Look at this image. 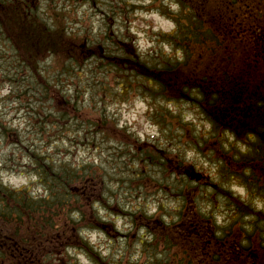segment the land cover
<instances>
[{
    "label": "clouds",
    "instance_id": "clouds-1",
    "mask_svg": "<svg viewBox=\"0 0 264 264\" xmlns=\"http://www.w3.org/2000/svg\"><path fill=\"white\" fill-rule=\"evenodd\" d=\"M129 3L135 7L129 11L126 28L122 17H117L116 31L121 38H131L138 57L157 60L159 69L168 64H183L185 50L173 39L179 29L177 18L185 11L181 0ZM33 14L47 30L62 29L64 37L81 50L106 31L102 18L84 0H39ZM125 31L130 36L124 35ZM37 63L39 76L79 110L96 117L97 123L64 116L51 98L44 104L26 103L18 97L20 89L16 84L9 79L0 81V207L7 206L9 196L37 204L62 201L61 217L79 226V237L104 264H184V251L153 231L149 222L159 221L172 229L182 223L186 205L212 226L218 239L238 232L239 246L247 248L257 236H264V188L244 179L254 175L253 168L245 167L241 174L226 176V161L217 154L218 148L234 160H241L253 151V134L242 139L232 130L217 128L199 103L185 98L153 97L141 89L125 94L121 85L111 93L101 94L99 77L93 73L94 65L88 57L50 51ZM13 74L0 71V77ZM28 75L35 77L31 68ZM142 83L151 86L150 81ZM28 95L39 96V92L33 90ZM161 109L174 118V129L155 118ZM36 110L42 117L55 118V122L45 123L43 133L33 125ZM105 121L119 135H110L107 129L98 127ZM5 129L14 130L19 142L11 141ZM185 129L191 131L195 143L185 142ZM207 141L216 147L202 150ZM145 144L163 150L167 160L191 166L210 183L205 186L192 179L188 191L192 198L186 200L182 194L186 187L183 174L180 184L174 185L177 170L165 177L163 160L148 164L143 153H137V146ZM142 165L143 176L153 187L132 186L133 181L141 178ZM66 170L73 172L76 179L61 187L52 177H62ZM90 180L96 182L99 198L87 203L82 196L73 199L69 190ZM215 185L231 193V197L214 193ZM234 201L243 208H238ZM89 214L95 216L96 223L87 222ZM138 216L145 222L138 224ZM62 224L63 219L54 221L45 231L54 233ZM106 224L112 225V234L103 228ZM128 234H134V239L130 241ZM61 259L65 264H98L89 251L73 245H66L58 254L41 256L42 264H59Z\"/></svg>",
    "mask_w": 264,
    "mask_h": 264
},
{
    "label": "trees",
    "instance_id": "trees-1",
    "mask_svg": "<svg viewBox=\"0 0 264 264\" xmlns=\"http://www.w3.org/2000/svg\"><path fill=\"white\" fill-rule=\"evenodd\" d=\"M181 3L185 11L177 18L179 29L173 39L184 48L186 59L183 64H168L164 69H159V62L148 65L135 54L137 60L125 55L115 57L121 49L113 51L106 47L101 50L96 46L89 53L85 48H75L64 37L62 29L49 31L38 20L33 14L35 0H0V33L15 47L18 61L42 80L46 94L55 99L58 108V99L63 96L37 73V62L50 51L60 55L102 57L120 68L128 61L127 67L131 65L136 74L154 81L153 89L161 94L199 103L217 128L232 130L242 139L253 134L256 137L252 143L253 151L241 160L236 161L221 151L226 161L224 173L229 176L241 174L245 167H251L254 175L244 179L264 188V0H181ZM64 110L73 114L69 106ZM89 121L97 123L92 117ZM102 123L105 129L114 130L107 121ZM98 127L101 128V123ZM6 131L16 136L12 130ZM161 152L157 156L149 154L145 160L152 165L163 160L166 168L171 169L181 165L177 160H167L166 153ZM52 179L63 187L76 176L66 170L62 177L53 176ZM96 189V182L90 180L69 191L73 199L82 196L87 203L93 199ZM219 192L231 197V193L223 188ZM182 194L185 196V191ZM63 195L61 191L60 196ZM234 202L238 208H243L238 201ZM61 205L59 200L37 204L26 198L9 196L7 206L0 207V264H42L41 256L58 254L66 245L85 248L92 255L78 235L79 226L61 217ZM189 218V223H181L172 229L165 228L159 221L149 222L150 227L156 226L153 231L184 251V264H264V236H257L249 247L244 248L239 246V233L231 232L218 239L212 226L194 212ZM60 219H63L61 228L46 233L45 230ZM86 220L96 223L95 216ZM138 220L145 222L143 217L138 216L136 222ZM182 229L184 235L178 237ZM59 264H62L61 260Z\"/></svg>",
    "mask_w": 264,
    "mask_h": 264
},
{
    "label": "rangeland",
    "instance_id": "rangeland-1",
    "mask_svg": "<svg viewBox=\"0 0 264 264\" xmlns=\"http://www.w3.org/2000/svg\"><path fill=\"white\" fill-rule=\"evenodd\" d=\"M38 2L39 0H35V4L33 5V7L36 8L38 5ZM84 2L89 3L90 7L94 10V14H98L102 18L101 25L106 30L104 33H102L99 36L98 40H96L95 42L89 43V46L85 48L87 52L89 51L90 53L91 50H93L94 48L96 49L97 47H99V49L101 50L105 49L106 47H110L113 51L115 49H121L115 57H122L123 55H125L126 58L129 57V58H133V60H137L139 57L131 42V38H129L128 40H124L121 38V36L116 31L117 17H122L123 22L125 24V28H126L127 23L129 22V11L131 10V8L135 6L130 5L129 0H84ZM32 3H34V1ZM124 35L130 36V34L127 33V31H125ZM106 41H110L111 43H106ZM113 41H116V42L122 41L124 43H121V42L115 43ZM14 48L15 47L6 38V36L3 33H0V71L14 73L11 77H8V76L0 77V81L4 79H9L14 84H16L18 88L20 89V91L17 93L18 97L22 98L26 103H29L31 101H34V102L38 101L41 104H44V102H46L49 98H51V96L46 94L45 88L43 87V84H42V80L38 78L37 75L33 74V76H35L34 78L28 75V69L22 62L18 61V58L15 53L16 50ZM87 48H91V49L88 50ZM133 54H135L138 58ZM89 59L92 60V63L94 65L92 69L93 73L99 77L97 84L99 86V91L101 94L111 93L114 87H116L117 85H121L125 90V94L127 93L128 90L141 89L146 95H150L153 97L158 96V95L168 97L167 94L163 95L160 92L153 89L155 85L154 81L144 78L143 75L136 74L135 70H133V67L131 65L127 67L126 64L129 63L128 61L124 63V67L120 68L118 66L111 65V63H109L106 59L102 57L101 58L93 57ZM141 61L148 63V65L158 62L155 59H149V58H145L144 60H141ZM143 81H150L151 86L145 87L142 83ZM33 90H35L36 92H39V96H29L28 93ZM58 100H59V108L55 105V103H54V106L59 111H61L64 116H71L75 119H80L87 123L92 122V121H89L90 117H92V119L95 121L97 120V118L92 116L89 112L79 110L76 104L71 102V104L73 105H68L67 103L68 100L65 97L58 99ZM68 106L73 111V114H70L68 111L64 110V108ZM36 111H37V115L33 119V125L39 132L43 133L45 131V128H44L45 123L49 121L55 122V118L46 117V116L42 117V113L39 110H36ZM74 114L76 116H74ZM155 118L163 126L171 125L173 129L177 126V124L174 122V118L171 117V115L165 110H162V109L158 110ZM61 123H66V121L64 122L61 121ZM104 127H105L104 124L101 122V128H104ZM108 131L109 133H113L115 130H108ZM12 132H15V131L12 130ZM5 133L8 135L11 141L19 142V138L17 134L15 136L14 134L11 135V133H8L7 131ZM183 139L185 140L186 143L196 142L195 138L191 135V131L188 129H185L184 134H183ZM215 147H216L215 143L211 141H207L205 142V147L202 150H207L208 148H215ZM158 150L159 149L155 148L154 146H150L147 144L142 145V146L140 145L137 146V153H143L144 160L149 154L156 155V156L161 155L162 152ZM217 154L221 156L223 153L217 148ZM174 160L175 159H173V161ZM177 164L178 162H176V165ZM228 165H230V163H228ZM164 167H165V177H167L171 171H175L178 169L177 166H175V168L173 169H171L170 167L166 168V164L164 165ZM143 171H144V168L142 165L141 178L132 182L133 187L139 186L141 184L147 187L154 186L152 182L148 179V177L143 176ZM178 172L180 174L179 173L177 174V178L173 182L174 185L176 186H178L181 182L182 172L181 171H178ZM193 172L194 173L192 174L193 175L192 178L188 174H183V177H184L183 182L186 185V187L182 189V191H185V194H186L185 198L186 200H189V201L191 200L192 196H191V193L188 192L190 190V187H189L190 182H187L186 179H188L189 181L190 179L191 181L192 179L196 180L197 179L195 177L196 174L201 175L199 172H197L194 169H193ZM226 176H229V175H226ZM196 183L208 186V183H210V181L206 177L201 176V182L196 181ZM219 187H220L219 185L214 186V190L215 189L217 190V192L214 191V193H220L219 191L221 187L220 188ZM192 194L195 195L194 192ZM96 197L99 198L98 189L94 190L92 194V198H96ZM186 206H188V208L186 207L187 211L184 213V218L182 221L183 224H187L190 222L191 219L189 217L192 216V213H193L191 206L190 205H186ZM117 211H119V209H117ZM93 216L94 215L89 214L86 218L93 217ZM137 223L139 224V223H144V222H142V220H138ZM155 227H151V228L155 229ZM103 228L107 232H109V234H112L113 229H112L111 224L103 225ZM235 233H238V232H235ZM181 235L183 236L184 233H182ZM178 237L180 236L178 235ZM128 238L131 241L132 239H134V234H128ZM230 238H231V241L234 240L232 235L230 236ZM92 255L97 259L98 264H104V262L99 259L96 253L93 252ZM61 263L65 264V262L62 259H61Z\"/></svg>",
    "mask_w": 264,
    "mask_h": 264
}]
</instances>
